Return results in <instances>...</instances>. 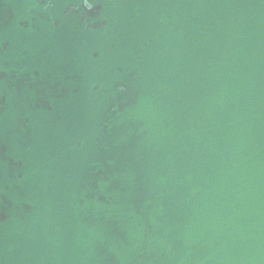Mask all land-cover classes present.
I'll list each match as a JSON object with an SVG mask.
<instances>
[{"label": "water", "instance_id": "water-1", "mask_svg": "<svg viewBox=\"0 0 264 264\" xmlns=\"http://www.w3.org/2000/svg\"><path fill=\"white\" fill-rule=\"evenodd\" d=\"M0 264H264V0H0Z\"/></svg>", "mask_w": 264, "mask_h": 264}]
</instances>
